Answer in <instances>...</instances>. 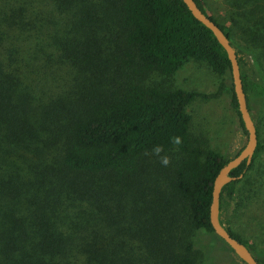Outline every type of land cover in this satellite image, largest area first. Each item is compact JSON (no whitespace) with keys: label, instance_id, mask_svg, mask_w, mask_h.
Returning <instances> with one entry per match:
<instances>
[{"label":"trees","instance_id":"obj_1","mask_svg":"<svg viewBox=\"0 0 264 264\" xmlns=\"http://www.w3.org/2000/svg\"><path fill=\"white\" fill-rule=\"evenodd\" d=\"M195 1L237 50L259 137L252 163L233 169L231 176L237 178L222 189L221 222L264 264V249L238 235L228 219L255 159L264 154L261 127L253 115V106L264 103V77L257 70L264 69V0H230L239 11L231 15L234 26L209 14L205 0ZM96 6L97 10H89L88 21L80 24L87 23L91 31L101 26L115 50L102 55L99 42L91 38L65 41L61 46L67 58L61 61L75 65L78 79L87 87L52 96L35 90L38 63L28 53L36 26L33 0H0V248L4 254L0 264H55L17 257L15 204L65 194L77 202L100 201L106 191L114 192L121 185L131 186L143 202L155 185L163 193L156 199L170 200L162 205L167 217L171 213L169 221L165 217L154 225L152 217L142 222L145 234L166 236L164 245L151 248L152 264H197L195 232L218 236L210 220L215 178L241 149L228 155L205 147L192 131L189 106L200 97L213 99L230 93L231 109L247 134L231 81V61L213 31L194 17L183 0H105ZM192 60L207 62L220 75L216 91L148 83L155 73L177 75ZM165 157L166 165L162 163ZM162 173L167 187L159 185L164 181ZM261 194L264 181L254 196ZM238 206L248 208L247 204ZM98 208L106 211L101 204ZM136 218L140 220L141 215ZM101 220L98 215L95 223L99 226ZM167 225L170 228L165 230ZM24 233L28 237L32 231ZM103 250L105 255L95 252L103 260L114 258L106 264H125L113 250Z\"/></svg>","mask_w":264,"mask_h":264},{"label":"rangeland","instance_id":"obj_2","mask_svg":"<svg viewBox=\"0 0 264 264\" xmlns=\"http://www.w3.org/2000/svg\"><path fill=\"white\" fill-rule=\"evenodd\" d=\"M33 3L37 12L34 14L36 26L31 33L28 53L38 63V71L33 75L35 90L39 94L46 92L52 96H66L79 89L84 91L87 83L78 79L76 66L61 61L64 56L67 58L61 44L74 37L76 40L91 38L99 42L102 55L114 51V45L107 41L110 35L105 29L98 26L96 29L92 27L91 31L87 28V23L81 26L88 21L89 10H97L96 4L105 3V0H33ZM205 4L209 14L234 26L231 15L239 11L231 7L230 0H205ZM83 29H87V32ZM257 70L264 77V69ZM220 81V75L207 62L199 60L190 61L175 76L155 73L148 79L149 84L156 82L165 87L201 92L216 91ZM230 97V93L213 99L200 97L189 106L195 136L205 147L228 155L242 149L247 143V134L240 128L231 109ZM253 107V115L261 127V140L264 141V103ZM165 175L162 173L164 181H160L159 185L167 187ZM262 181L264 154L255 159L247 182L243 183V188L229 209L228 219L238 235L248 242L258 243L264 249V194L254 196ZM113 189L114 192L110 189L106 191L100 201L92 198L77 202V199L73 200L65 194L52 196L47 201L15 204L14 212L18 215L13 218V221L17 220V223L13 222L17 224L13 235L18 247L17 257L45 259L55 264H106L114 258L107 257L103 260L95 250L105 255L103 249H110L118 254L116 259L121 263L152 264L154 250L151 248L154 246L157 249L158 245H164L166 236L150 232L145 234L142 222L144 218L154 217L150 220L155 225L157 220L165 219L167 211H164L166 207L162 205L166 201L170 203V200H165V197L156 199L157 194L163 193L162 188L155 185L150 187L153 193L144 197V202L138 198V193L133 192L131 186L121 185ZM99 204L106 211L98 208ZM237 204H247L249 210H243ZM136 214L141 215L140 220L136 218ZM98 215L103 219L99 226L95 223ZM170 217L171 213L167 217L168 221ZM167 228L170 227L167 225L164 229ZM24 231L32 233L26 237ZM195 234L197 264H243L220 237L204 230L196 231ZM160 252L163 253L162 250ZM3 257L0 248V262Z\"/></svg>","mask_w":264,"mask_h":264},{"label":"water","instance_id":"obj_3","mask_svg":"<svg viewBox=\"0 0 264 264\" xmlns=\"http://www.w3.org/2000/svg\"><path fill=\"white\" fill-rule=\"evenodd\" d=\"M194 17L210 28L216 36L219 43L224 47L228 54V58L231 61L232 66V84L234 87V93L236 95L239 110L242 120L244 122L245 129L247 131V143L240 150V152L228 161L226 165L222 167L220 172L215 178L212 203L210 206V220L215 230V233L223 239L229 247L233 249L234 254L246 264H260L256 256L248 248V246L240 241L237 237L233 236L226 226L221 222L220 218V198L223 187L235 180L237 177L231 176V171L246 162L250 165L254 159L255 152L258 147L259 137L257 132L256 123L252 117L251 111L248 105L247 95L244 89V83L242 79L241 68L239 64L238 54L235 46L224 32V30L217 24L210 16H208L197 4L195 0H183Z\"/></svg>","mask_w":264,"mask_h":264},{"label":"clouds","instance_id":"obj_4","mask_svg":"<svg viewBox=\"0 0 264 264\" xmlns=\"http://www.w3.org/2000/svg\"><path fill=\"white\" fill-rule=\"evenodd\" d=\"M155 151L159 152L160 149H159V148H156ZM162 163L166 165V164L168 163V159L165 157V158L162 160Z\"/></svg>","mask_w":264,"mask_h":264}]
</instances>
